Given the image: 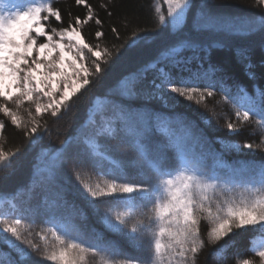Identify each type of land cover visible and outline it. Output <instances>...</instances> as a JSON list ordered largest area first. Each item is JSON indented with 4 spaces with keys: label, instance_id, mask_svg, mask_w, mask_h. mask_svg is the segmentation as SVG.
I'll return each instance as SVG.
<instances>
[{
    "label": "snow or ice",
    "instance_id": "1",
    "mask_svg": "<svg viewBox=\"0 0 264 264\" xmlns=\"http://www.w3.org/2000/svg\"><path fill=\"white\" fill-rule=\"evenodd\" d=\"M55 0H3L0 3V141L4 140L8 126L22 133L24 139L37 144L49 131L46 117L53 122L71 114L76 100L83 91L98 81L106 72L114 52L101 47L105 37L101 30L103 21L87 0H75L83 5L86 13L72 17L69 13L67 26L52 27L51 22L63 24L61 10L54 7ZM264 5V0H256ZM190 0H164L165 15L160 5L154 7L156 22L160 26L182 23ZM107 9V4H101ZM112 15L111 12L108 13ZM94 22L97 26V43H89L84 27ZM201 30L231 34L264 32V14L257 19L217 17L202 14L196 21ZM119 34L117 29H111ZM155 29H144V32ZM43 42H39L40 40ZM147 39L139 31H133L123 45H113L115 55L135 53L140 42ZM185 48L165 45L156 58L155 89L170 99L185 98L196 104H204L216 95L215 85L201 87L204 79L199 71L189 76L178 75L174 70L187 63L185 52L193 48V42L185 39ZM123 47L125 52H121ZM142 81L140 73L126 78L123 87L107 100L104 110L92 120L94 128L88 139L89 151L95 159L92 167L96 175L110 177L92 182L84 179V161L70 169L82 189L81 195L99 213L105 229L126 239L146 255L126 253L115 240L106 239L103 233L95 232L86 238L69 223L45 221L48 225L35 232L30 231L35 221H28L13 212L0 211V242L12 249L0 256V264H89V258H97L94 264H197L199 254L209 245H219L212 254L226 258L228 244L237 230L253 229L257 234L251 239L250 252L264 264V163L250 169L244 179L222 181L214 172L205 169L202 163L190 156L176 144L175 155L170 158L164 151L153 152L143 142L144 135L138 126V117L126 108V100L137 94ZM199 97L198 99L196 97ZM76 98L74 100L73 98ZM224 104H231L234 119H226L229 133L239 134L245 125L254 123L260 131L264 144V91L255 95L240 88L235 94L221 97ZM221 101H217L220 103ZM111 111V115L109 114ZM144 121L139 117V122ZM123 130L137 153L140 167L149 173L140 172V179L133 180L125 165L113 157V149L105 143L117 137ZM62 145L70 141H62ZM226 149L254 150V143L225 144ZM20 148L5 150L0 142V170L11 166L20 153ZM67 148L58 150L57 159L66 162ZM113 167L103 170V161ZM136 163V161H133ZM15 204L11 208L15 210ZM39 257V258H37ZM237 264H257L254 259H238Z\"/></svg>",
    "mask_w": 264,
    "mask_h": 264
},
{
    "label": "trees",
    "instance_id": "2",
    "mask_svg": "<svg viewBox=\"0 0 264 264\" xmlns=\"http://www.w3.org/2000/svg\"><path fill=\"white\" fill-rule=\"evenodd\" d=\"M98 17L103 21L99 30L106 35L99 43L101 47H108L114 52L112 60L106 67V72L98 81L94 82L88 90L83 91L76 100L71 114L53 122V118L46 117L49 131L45 133L37 144H31L23 138L22 133L8 126L5 131V150L19 147L20 153L12 161L10 167L0 170V199L14 198L20 215L28 221H35L30 229L35 238V232L48 225L49 219L69 223L75 229L83 233L86 238L94 236L95 232L103 233L106 239L115 240L120 244L124 252L134 256L146 255L144 249L137 250L126 239L107 231L100 222L103 214V205L97 213L81 195L82 189L72 176L70 169L75 163L84 161L81 169L84 179L97 182L103 177L96 175V169L92 163L98 157L89 151L86 142L91 136L94 124L88 121L91 111L100 102L104 106L113 93L123 87L126 78L132 79L133 74L140 73L142 81L137 87V94L127 99L125 104L132 113L137 114L138 126L144 135L143 142L153 152L164 151L170 158L175 155V145H181L185 151L191 149L193 156L208 162L214 155L225 167L218 168L217 174L222 181L233 180L231 177L244 179L250 169L264 163V144H261V133L254 123L245 125L239 134L229 133L226 129V119H234L231 104H224L221 97L227 93L235 94L243 88L249 94L255 95L258 91H264V32L249 34H231L201 30L196 21L202 14L217 17L257 19L264 14V5H258L256 0H190L182 23L173 26L169 23L160 26L156 22L154 7L158 3L162 12L167 14V5L164 0H87ZM101 4H107L108 8H101ZM54 7L61 10L63 24L51 22L52 27L67 26L69 13L72 17L83 16L86 8L76 5L75 0H55ZM112 15L109 16L108 13ZM115 27L119 34L111 31ZM144 29L155 31L144 32ZM94 22L84 27L83 33L89 43H97ZM133 31H139L147 39L140 42L135 53L125 52L117 57L113 45H123ZM193 42V48L185 52L188 63L182 69L174 70L178 75L189 76L197 71L204 76L200 81L201 87L214 84L216 95L207 100V108L204 104H196L187 101L183 97L170 99L155 89L156 58L165 45L184 49V40ZM42 40V39H41ZM43 41V40H42ZM199 98L198 96L196 97ZM217 101H221L217 103ZM111 114V111H109ZM157 116L167 117L174 121L173 133L177 136V142L172 141L161 132L152 131ZM139 117L144 121L139 122ZM0 119H5L0 115ZM189 127L187 130L177 127ZM195 133V140H188V134ZM194 135V136H195ZM123 130L115 139L105 143L113 149V157L119 159L126 167L129 178L139 180L140 172L149 173V170L140 167L137 153L132 147L131 140ZM70 141L62 145V141ZM254 143L260 145L254 150L226 149L225 144ZM67 148L66 162L57 159L58 150ZM192 156V157H193ZM136 161V163H133ZM202 165L211 172L207 163ZM113 167L108 160L103 161V170ZM238 174L229 176L228 172ZM239 233L232 238H225L221 244H228L226 258H219L212 254L213 248L219 245L207 246L198 256L197 264H237L238 259H254L258 264L251 248V239L257 234L256 230H237ZM11 252L13 258L15 252L6 244L0 242V256ZM39 258V257H37ZM97 258H89V264H94ZM7 264V259L4 260ZM50 264V262H43Z\"/></svg>",
    "mask_w": 264,
    "mask_h": 264
},
{
    "label": "rangeland",
    "instance_id": "3",
    "mask_svg": "<svg viewBox=\"0 0 264 264\" xmlns=\"http://www.w3.org/2000/svg\"><path fill=\"white\" fill-rule=\"evenodd\" d=\"M3 2V0H0V3H2ZM39 42H43L42 40H40ZM103 109V105L100 103V102H96V104L94 105V107H93V109H92V111H91V114H90V116H89V119H88V121L90 122V123H92V120H93V118L95 117V115H96V113H98V112H101V110ZM111 115V114H110ZM137 115V114H136ZM153 121H154V123H152L153 124V129H152V131H154V130H156L157 132H161V133H163L164 135H166L168 138H169V136L172 138V141H174V142H177V138H174L173 136L175 135V133H173V130H172V128H173V126H174V121L176 122V123H178L179 121L178 120H174L173 121V119L172 120H170V119H168L167 117H163V116H157V117H155L154 119H153ZM93 124V123H92ZM177 129L180 131L181 129H184V130H187V132H188V129H189V127H187V128H184L183 126H181L180 125V127H177ZM191 132V131H190ZM190 134H192V135H189L188 134V140H195V138L197 137V135H195V133H190ZM195 135V136H194ZM175 136H177V135H175ZM86 144H87V146H88V142H86ZM89 147V146H88ZM192 150H194V149H191V150H189V151H186L190 156H193V152H192ZM213 157H210L209 159H208V162L207 161H205L204 159H200V158H197V157H195V156H193L194 158H196L197 160H199L201 163H204V164H206V162L208 163L207 164V166H208V168H209V170L211 171V172H214L216 175H218L217 173V170H218V168H224L225 167V165L220 161V160H218L214 155H212ZM227 175H229V176H238V174H232V172H228L227 173ZM232 179H237L238 180V177L237 178H235V177H231ZM12 204H15V210H13L12 208H11V205ZM0 211H3V212H13V214L15 215V216H19L20 215V213L19 212H21V211H19L18 210V207H17V204H16V201H15V199L14 198H1L0 199ZM56 222H60V221H58V220H55ZM60 223H62V222H60Z\"/></svg>",
    "mask_w": 264,
    "mask_h": 264
}]
</instances>
